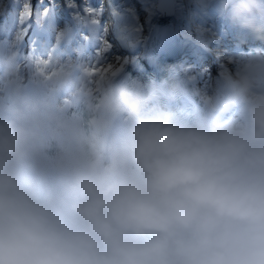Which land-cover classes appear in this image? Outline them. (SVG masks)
Instances as JSON below:
<instances>
[{
	"label": "clouds",
	"instance_id": "1",
	"mask_svg": "<svg viewBox=\"0 0 264 264\" xmlns=\"http://www.w3.org/2000/svg\"><path fill=\"white\" fill-rule=\"evenodd\" d=\"M193 3L264 45V0ZM228 64L25 74L0 46V264H264V55Z\"/></svg>",
	"mask_w": 264,
	"mask_h": 264
},
{
	"label": "rangeland",
	"instance_id": "2",
	"mask_svg": "<svg viewBox=\"0 0 264 264\" xmlns=\"http://www.w3.org/2000/svg\"><path fill=\"white\" fill-rule=\"evenodd\" d=\"M97 1L98 0H29L27 5L30 7L31 14L23 23H21V20L18 19L17 21L16 19V11L19 9L18 0H0V39H3L4 46H9L16 52L21 50L17 52L18 56L22 57L21 63L25 62V59L28 61V56H31L32 60H36L41 56H60L59 53L61 50V53L65 51V53L60 56L62 59L73 63L75 60L74 56L78 53L76 61L78 60L79 65L89 66L91 71L94 72V70L97 69L95 57L100 50L96 45L97 40H95V38L97 39L100 35H105V33L97 29L99 23L98 20L92 16H88L85 11H88L87 9L93 10L96 8ZM128 2L131 4L133 1L128 0ZM138 5L140 7L139 9H143L148 4L142 2ZM192 7V15L190 16L191 24L183 25V20L178 17V29L182 31L184 26L188 29L189 26H198L204 35V42L200 43V41L195 38L194 33L192 34L194 38H192L193 40L185 41L182 34L179 38L180 43L176 39H170V41H178L179 43L178 45H175L176 47L174 46L175 51L173 52L175 56H177L175 62H178L182 69H189V74L194 77L198 86L210 88L213 81L216 83L219 76V66L223 64V66L231 67L227 62L232 55L241 52L251 53L253 55L260 53L264 55V46L260 45L259 42L253 41L250 38H242V36L238 35L235 30L228 27L226 21L217 18L210 12L201 11V9L195 4H193ZM75 13L79 15L80 23L79 20H73V18H71L72 14ZM135 13L137 14V12ZM157 13H155V15H157ZM11 14L12 18L10 19ZM14 16L15 20L13 18ZM116 18L121 19L122 21L127 20L121 12ZM9 19L10 21L14 20L15 23H13L15 27H11L10 21L8 22ZM150 26L151 25L148 26L147 30L150 29ZM10 27L12 32L9 31ZM57 27L63 28L60 38L61 40L65 38L64 43H67L56 49L52 47V44L55 41V31L57 30ZM6 28H8V31L3 32ZM75 28H77L76 36L79 35L82 37V41L79 38L74 40L75 37H71L72 30ZM40 32L44 33L40 35ZM83 33L89 34L90 37L87 39L84 35L81 36ZM2 34L7 36L5 37ZM170 37L173 38L172 36ZM20 39L28 40L26 41V44L18 47L17 50L14 47L20 42ZM35 39L36 41L41 39L42 42L40 41V47L32 44ZM116 39L118 40V43L115 40L111 43L114 47H123L125 46L124 44L129 43L119 36H117ZM242 39L245 40L244 43H241ZM233 46H236V49L233 48L235 50L231 49ZM30 48L31 50H29ZM31 52L33 53L32 55H30ZM136 54H138V51ZM138 76L139 75H137L135 79L141 81Z\"/></svg>",
	"mask_w": 264,
	"mask_h": 264
},
{
	"label": "bare ground",
	"instance_id": "3",
	"mask_svg": "<svg viewBox=\"0 0 264 264\" xmlns=\"http://www.w3.org/2000/svg\"><path fill=\"white\" fill-rule=\"evenodd\" d=\"M132 1L133 2L130 4L128 2V0H98L96 8H94L93 10L87 9L88 11H85V13L88 16H92L93 18H96L98 20L99 23H98L97 29L100 31H103L105 33V35H100L97 39L95 38V40H97L96 45H97V47L100 48V50L97 52V55L95 57V64L97 65V69L94 70V72L100 71L102 69L104 71H108V70H112L113 68H115L116 72L118 73L120 71V69L123 67V65H128V66H131V68H134V71H135L134 74L132 75V79H135L137 77V75H139L138 77H144L145 74H148V72L142 67L146 63L140 57L141 55L136 54V52L140 51L142 49V47H146V46L154 47L155 44L159 45V43H157V42H161L160 40H158L159 37L156 34H152L153 38L151 37V35H148L150 30H147L148 26L151 25L152 21H154V19L157 17V15H155V13H157L158 11L154 8L155 7L154 6L155 0H132ZM171 1H172V3L168 4L167 0H157V4L159 6L166 7V11H168V13H170L169 17H168L169 20L167 21V25L165 27L166 31H165V35H164L163 40L166 39V37L168 36L169 39H176L180 43L179 38L182 34L184 36V40L187 41V40H193L194 39L192 36V34L194 33L195 38L197 40H199L200 43H203L204 42V35L198 26H196V27L189 26V29L186 26H184L182 31H180L178 29V17L183 20V25L191 24L190 23V21H191L190 16L192 15V10H193V7H192L194 4L193 0H171ZM28 2H29V0H18V8L19 9L16 11L17 21H18V19L20 20L21 13L23 12L24 7L26 4H28ZM142 2H146L148 5L145 6L143 9H139L140 7L138 4L139 3L141 4ZM120 12L124 17L127 18L126 21H122L121 19L116 18V16L118 14H120ZM135 12H137V14ZM11 18H12V14H11L10 19ZM13 18L15 20V16ZM71 18H73V20L74 19L79 20V23H80V17L77 13L72 14ZM10 19L8 20V22L10 21ZM14 20L10 21L11 27L12 26L15 27ZM8 22H7V25H8ZM96 25H97V23H96ZM84 26H85V24H84ZM11 27L9 29L10 32H12ZM65 29H66V27H65ZM152 30H159V29L158 28L156 29L154 26L152 28ZM7 31H8V28H6L3 32H7ZM36 32H38V31H36ZM62 32H63V28L57 27V30L55 31V33H56V37H58V38L55 37V41L52 44L53 48L57 49V47L67 43V42L64 43L65 38L62 40L60 38ZM180 32H182V33H180ZM42 33H44V32H40L39 34L42 35ZM2 35H4V34H2ZM76 35H77V28L72 30V36L71 37L72 38L75 37L74 40H76V38H79L81 40L82 37H80L79 35L78 36H76ZM83 35L87 39L90 37V35L86 34V33H83L81 36H83ZM117 36L124 38L125 41L129 42V43L124 44L125 46H123V47L112 46L111 43H113L114 40L117 41V43H118V40L116 39ZM170 36H172L173 38H171ZM0 38H1V36H0ZM72 38H71V40H72ZM242 38H244V37L242 36ZM27 40L28 39H25V40L20 39V42L18 44H16V46L14 48L17 49L18 47H21L22 45L26 44ZM71 40H70V42H71ZM40 41H41V39L39 41H36V39H35V41L32 44H35L36 46L40 47V44L42 42V41L41 42ZM70 42H68V43H70ZM174 44H176V43H174V42L171 43L170 45H168V47L166 49L167 53H165L164 56H165L167 61L172 60L173 58L175 59V57H174L175 54H174V52H172V51H175V49H174L175 45ZM0 46H4L3 39H0ZM233 48L236 49V46H233L231 48L232 50H235ZM171 49H172V51H170ZM29 50H31V48ZM167 50L169 51V53ZM18 51H21V50H18ZM64 53H65V51L61 53V50H60L59 54L61 56ZM32 54L33 53L31 52L30 55H32ZM74 57H75V60H74L73 64L79 65L78 60L76 61V59L78 57V53L75 54ZM21 58L22 57H19L21 70L24 71L25 74H27V68H29L31 66V61H33V60L31 58V56H28V61H26L27 59H25V62L21 63V61H22ZM177 64H178V62H177ZM178 66H179L178 68L181 70L182 68L180 67L179 64H178ZM221 66H219V70H218L219 73H220V71L223 70L221 68ZM225 67H229V66H225ZM178 68L176 67V69L179 71ZM214 86H215V82L213 81V83L211 84V87H214Z\"/></svg>",
	"mask_w": 264,
	"mask_h": 264
},
{
	"label": "water",
	"instance_id": "4",
	"mask_svg": "<svg viewBox=\"0 0 264 264\" xmlns=\"http://www.w3.org/2000/svg\"><path fill=\"white\" fill-rule=\"evenodd\" d=\"M167 1H168V4L169 3H172L171 0H167ZM154 6H155L154 8L158 11V13H157V17L151 23V26H150V29H149L150 30L149 31V34L151 35V37H152V34H156L159 37L158 40H160L161 42H159V45H158L160 47V49H159L160 51H159L158 55H160V56L163 55L164 56V54H162V53L163 52L165 53L168 45H170L171 43H173V42L170 41V39L168 38V36L166 37V39L163 40L164 35H165V31H166V28L165 27L167 25V21L169 20L168 14H170V13L166 12V7L159 6L157 4V0H155ZM154 26H155L156 29L158 28L159 30H152V28ZM35 29H37V28H35ZM174 43H176L174 45H177L178 44V42H175V41H174ZM170 51H172V49ZM151 60H152V58H151ZM147 76L149 77L148 74H147Z\"/></svg>",
	"mask_w": 264,
	"mask_h": 264
},
{
	"label": "snow or ice",
	"instance_id": "5",
	"mask_svg": "<svg viewBox=\"0 0 264 264\" xmlns=\"http://www.w3.org/2000/svg\"><path fill=\"white\" fill-rule=\"evenodd\" d=\"M30 14H31L30 7L26 4L23 12L21 13V17H20L21 23H23L30 16Z\"/></svg>",
	"mask_w": 264,
	"mask_h": 264
}]
</instances>
